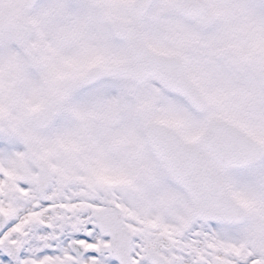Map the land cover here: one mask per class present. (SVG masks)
<instances>
[{
	"label": "snow or ice",
	"instance_id": "1",
	"mask_svg": "<svg viewBox=\"0 0 264 264\" xmlns=\"http://www.w3.org/2000/svg\"><path fill=\"white\" fill-rule=\"evenodd\" d=\"M0 264H264V0H0Z\"/></svg>",
	"mask_w": 264,
	"mask_h": 264
}]
</instances>
